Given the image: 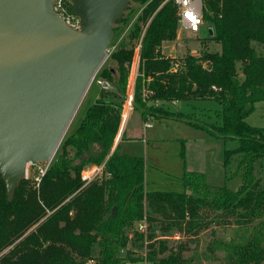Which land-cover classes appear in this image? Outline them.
<instances>
[{"label":"trees","instance_id":"16d2710c","mask_svg":"<svg viewBox=\"0 0 264 264\" xmlns=\"http://www.w3.org/2000/svg\"><path fill=\"white\" fill-rule=\"evenodd\" d=\"M162 1L145 4L110 55L117 67H103L100 76L113 82L114 92L125 100L138 42L139 75L132 103L145 120L152 112L149 101H219L222 107L216 111V123H202L163 106L156 108L167 114H155L177 116L218 136L237 139L238 146L225 151V165L237 156L241 186L236 191H214L205 173L193 170L184 173L182 192L146 190L143 156L121 154L117 147L111 151L121 113L115 102L100 96L77 129L63 139L62 151L39 189L23 178L9 200L0 173V264H85L89 259L94 264H132V258L119 250L126 246L137 221L150 223L148 236L153 239L159 228L200 226L199 216L206 208L219 210L226 219L232 216L241 226L235 241L218 243L228 250L226 264L264 263V185L255 172L256 163L264 158V127L246 121L255 103L264 100V0H204V27L213 33L207 31L201 37L219 42L221 50L187 55L177 68V61L162 53L163 42L177 36V6L170 0L158 8ZM69 147L76 150L75 155H69ZM105 159L111 177L82 187V169ZM161 246L159 242L152 250ZM161 250L169 253L159 259L150 253L154 264L187 263L180 250Z\"/></svg>","mask_w":264,"mask_h":264},{"label":"rangeland","instance_id":"374dc122","mask_svg":"<svg viewBox=\"0 0 264 264\" xmlns=\"http://www.w3.org/2000/svg\"><path fill=\"white\" fill-rule=\"evenodd\" d=\"M168 1L170 0H163L158 8ZM145 4H141L137 0H128V6L121 17L123 21H117L114 24L115 35L109 44L108 54L70 121L52 162L57 159L62 151L63 139L77 129L80 122L85 118L87 109L94 104L96 97L101 96L115 102L114 107L121 113V123L113 148L117 147L121 154L143 156L145 160L146 190L182 192L184 188L181 181L184 173L196 170L205 173L206 182L210 189L214 191L224 189L236 191L242 184V170L238 166L237 156H234L226 167L225 151L236 148L238 146L237 139L218 136L205 126L195 125L177 116L160 117L155 114V111L167 114L165 110L156 108L163 106L165 109L174 112H182L197 117L198 121L202 123H216L219 121L216 111L222 107L219 101L215 99H198L192 103L186 100L155 101L154 103L149 101L148 108L149 111L152 109V112L145 120L141 109L136 108L133 103L130 106L127 105V95L125 100L118 96L114 92L113 82L104 80L100 76L103 67H117V62L111 59V51H114L126 38ZM125 18L128 20L125 21ZM151 18L148 19L145 27ZM207 31L213 33L211 28ZM135 45L136 52L130 68L127 94L131 91V86L134 88L136 77L139 75L140 43L136 42ZM203 50H221V44L212 39H202L201 32L185 31L179 25L175 40L164 41L162 44V53L173 58L179 64L187 55L198 56ZM104 82H107L108 85H104ZM246 121L253 126L264 127V100L255 103V109L247 116ZM146 123H151V125L147 127ZM113 148L111 151L114 150ZM68 149L70 156L75 155L76 150L74 148L69 147ZM33 172L34 166H31L30 174ZM255 172L257 176L261 177L264 185V158L256 163ZM28 179L31 180L35 189H39L40 186L36 187L33 180ZM188 220L187 217L186 221ZM199 221L201 225L190 230L186 227L180 229L176 226H172L167 231L159 228L156 231V237L153 239H149L148 236L150 223L147 221L146 230L142 232L139 227L140 221H137L134 230L130 231L127 236L126 246L122 247L119 252L127 258H132V263L141 264L145 259L149 260L150 253H155L156 259L164 257L169 251L164 252L161 249L167 247L169 250H180L187 262L186 264H226L228 250L218 243L220 241L227 243L235 241L238 232L241 231V226L232 216L226 219L221 216L219 210L213 208L203 209ZM159 224L161 223L159 222ZM159 242L162 243V246L155 247L156 251L152 250ZM94 250L96 252L98 246H95ZM126 262L128 263L129 260Z\"/></svg>","mask_w":264,"mask_h":264},{"label":"water","instance_id":"95a60500","mask_svg":"<svg viewBox=\"0 0 264 264\" xmlns=\"http://www.w3.org/2000/svg\"><path fill=\"white\" fill-rule=\"evenodd\" d=\"M127 6L72 0L82 23L75 30L54 13L52 0H0V173L9 200L27 165L56 153Z\"/></svg>","mask_w":264,"mask_h":264},{"label":"built area","instance_id":"2783aa9c","mask_svg":"<svg viewBox=\"0 0 264 264\" xmlns=\"http://www.w3.org/2000/svg\"><path fill=\"white\" fill-rule=\"evenodd\" d=\"M173 2L177 6L178 25L185 31L200 33L202 26L205 25L204 0H173ZM52 3L54 13L58 15L67 26L75 30L81 29V18L74 14L71 10L72 0H52ZM112 52L113 51H111V53ZM178 66L179 63H175L174 67L177 68ZM133 89L134 88L131 86V91L127 94L126 98L127 105L129 106L132 105ZM150 125L151 123H146L147 127ZM52 160L53 157L49 161L30 162L26 167L24 178H31L34 185L39 187L43 176L52 164ZM31 166H34V172L30 174ZM111 174L112 173L107 166V159L101 163L88 164L81 171V179L83 180L82 187H85L94 181L107 179L111 177ZM139 227L140 230L144 232L147 227V221L140 220ZM94 263V259H89L85 262V264ZM141 264L153 263L150 260L145 259Z\"/></svg>","mask_w":264,"mask_h":264},{"label":"crops","instance_id":"0c3cea01","mask_svg":"<svg viewBox=\"0 0 264 264\" xmlns=\"http://www.w3.org/2000/svg\"><path fill=\"white\" fill-rule=\"evenodd\" d=\"M99 97H100V96H99ZM99 97H96V99L99 98ZM95 101H96V100H95ZM81 122H82V121H81ZM81 122H80V123H81ZM124 124H125V121H124ZM79 125H80V124H79Z\"/></svg>","mask_w":264,"mask_h":264}]
</instances>
